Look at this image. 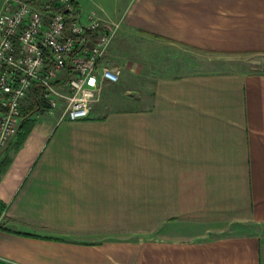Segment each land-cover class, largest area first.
Wrapping results in <instances>:
<instances>
[{"label": "crops", "instance_id": "obj_1", "mask_svg": "<svg viewBox=\"0 0 264 264\" xmlns=\"http://www.w3.org/2000/svg\"><path fill=\"white\" fill-rule=\"evenodd\" d=\"M75 1L122 19L103 62L124 96L21 115L0 264H264V72L197 59L264 56V0Z\"/></svg>", "mask_w": 264, "mask_h": 264}, {"label": "built area", "instance_id": "obj_2", "mask_svg": "<svg viewBox=\"0 0 264 264\" xmlns=\"http://www.w3.org/2000/svg\"><path fill=\"white\" fill-rule=\"evenodd\" d=\"M46 7V5H45ZM69 21L70 35L64 27ZM122 19L91 12L85 24L75 0H51L46 9L26 0H4L0 9V151L16 135L22 106L38 89L39 100L52 112L62 103L61 117H89L104 83L119 82L120 69L103 58L120 30ZM89 34L81 43L77 37Z\"/></svg>", "mask_w": 264, "mask_h": 264}, {"label": "rangeland", "instance_id": "obj_3", "mask_svg": "<svg viewBox=\"0 0 264 264\" xmlns=\"http://www.w3.org/2000/svg\"><path fill=\"white\" fill-rule=\"evenodd\" d=\"M4 0H0V9L2 6ZM43 1H47V0H43ZM51 1V0H50ZM110 2V1H109ZM108 4V2H106V5ZM89 11L87 13V15H89L91 12H95V14L97 16L100 17L101 13H105L102 9L101 6L98 3H90L89 4ZM102 10V11H101ZM112 18V17H111ZM197 59L198 61L202 62V64H206L209 65V67H205L206 70H211V71H244V72H264V56L259 57V56H253V57H232V58H228V59H215V58H210L209 60H207L206 57L203 56H198L197 55ZM218 61V62H217ZM119 84H114L112 85L117 86ZM112 92L114 93L112 98H116V97H123L124 95H122V91H119L117 89V87H114V89H112ZM103 98H105V100H103ZM110 97H103V94L101 92V95L99 96V100L97 102L94 103V105H107L110 103L109 101ZM103 100V102H101ZM64 108V105L62 104L61 107V111ZM62 114V112H61Z\"/></svg>", "mask_w": 264, "mask_h": 264}, {"label": "trees", "instance_id": "obj_4", "mask_svg": "<svg viewBox=\"0 0 264 264\" xmlns=\"http://www.w3.org/2000/svg\"><path fill=\"white\" fill-rule=\"evenodd\" d=\"M31 6L34 7H38V8H44L46 9L47 4H51L50 0L47 1H43V0H26ZM46 5V7H45ZM64 33L66 36L70 35V30H69V21L67 20L65 23V27H64ZM91 36H89V34H86L82 37H77V41L84 43L86 42L88 39H90ZM37 91L35 92V94H33L32 96V103L29 104L26 107H23L22 109V113L21 115H23L24 117H28L30 114L35 113V112H39L41 109H46V107L44 106V104L39 100V98L36 96L38 95V89H36ZM3 109L0 107V112Z\"/></svg>", "mask_w": 264, "mask_h": 264}]
</instances>
